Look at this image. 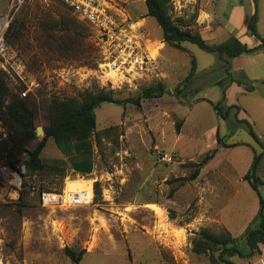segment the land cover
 <instances>
[{"label": "rangeland", "instance_id": "rangeland-1", "mask_svg": "<svg viewBox=\"0 0 264 264\" xmlns=\"http://www.w3.org/2000/svg\"><path fill=\"white\" fill-rule=\"evenodd\" d=\"M9 1L0 0V13ZM220 1L172 0L171 14L198 32L199 16L216 13ZM105 2L119 23L145 35L149 54L157 51L159 77L115 78L105 66L106 47L96 28L59 0H28L9 32V57L23 61L27 77L24 82L4 70L10 90L29 94L37 128L47 125L44 118L53 99H82L87 92L105 90L116 100L135 102L159 82L168 92L142 99L139 106L103 104L96 111L90 156L64 153L54 142L47 143L44 156L65 160L68 166L89 158L93 171L83 175L48 169L28 176L24 167L20 196L0 202V264H74L67 248L85 251L79 264H260L263 253L222 263L219 252L198 253L194 242L206 229L229 232L242 251L248 249L243 235L259 212L260 197L244 177L261 147L240 120L249 122L264 143V87L244 91L246 81L228 77L218 54L191 43L184 51L166 47L158 54L162 46L154 49L151 42L162 40L163 33L155 18L147 17L146 0ZM263 4L258 33H264ZM221 9L226 22L230 0H223ZM220 102L224 112L237 106L227 120L212 105ZM216 148L220 152L198 178L187 180L195 171L192 165ZM165 155L172 162L164 161ZM5 168L11 169L0 165V183ZM257 172L264 181V160ZM96 183L102 191L97 203L71 209L41 206L42 192L94 189ZM259 190L264 197V185Z\"/></svg>", "mask_w": 264, "mask_h": 264}, {"label": "trees", "instance_id": "trees-1", "mask_svg": "<svg viewBox=\"0 0 264 264\" xmlns=\"http://www.w3.org/2000/svg\"><path fill=\"white\" fill-rule=\"evenodd\" d=\"M146 6L147 17L155 18L162 29V39L167 47L184 51L186 49L185 44L191 43L206 52L218 54L222 67L230 78H233L232 60L244 55L264 52V38L257 32V13L248 18L247 29L250 35L256 37L261 44L256 48H249L235 36L218 44L205 40L200 31L193 30L183 19H173L171 14L172 0H146ZM14 29L15 26H12L8 30V45L9 32ZM195 64L194 62L192 73L196 71ZM25 92L26 90L21 89L11 91L6 80L5 71L0 68V128L3 130L0 133V165H7L11 170L17 172L20 171L19 167L24 165L28 176L46 172L48 169H71L86 175L93 171L91 159L84 158L68 166L65 160L43 155L47 143L54 142L64 153L76 152L86 157L90 156L92 154L91 138L97 128L96 111L103 104L125 106L127 103H135L139 106L142 99L162 98L167 94L168 89L163 82H159L153 87L145 89L135 102L116 100L112 92H106L105 90L87 92L82 99H53L44 118L47 125L43 128L44 136L41 140L37 137L38 128L36 127L34 103L28 93L24 95ZM221 104L220 102L212 105L217 115L227 120L231 109L237 106L229 107L224 112ZM240 122L249 127L251 135L261 147L259 153L255 152L253 164L244 177V180L249 182L252 189L259 194L260 209L243 235L248 247L247 251H242L239 248L237 245L238 239L229 232L213 234L206 229H202L198 233L199 241L194 242L195 251L201 254L207 253L209 250L217 251L222 263H228L229 258L237 256L252 258L262 254V248H264V197L259 193L264 181L258 176L257 172L264 160V143L249 122L245 120H240ZM220 143L224 147H228L225 143ZM219 152V148L213 149L199 163L193 164L195 171L187 180L194 181L197 179L202 168L213 160ZM24 187L26 188L27 185L25 184ZM94 190V202L97 203L102 194L101 184L96 183ZM65 253L74 264H79L85 251L77 253L67 248ZM215 261L218 262L219 260L215 259Z\"/></svg>", "mask_w": 264, "mask_h": 264}, {"label": "built area", "instance_id": "built-area-1", "mask_svg": "<svg viewBox=\"0 0 264 264\" xmlns=\"http://www.w3.org/2000/svg\"><path fill=\"white\" fill-rule=\"evenodd\" d=\"M28 0H10L4 13H0V68L15 73L22 81H26V67L18 57H9L7 33L12 22ZM69 7L83 21L91 24L100 33L105 44V66L115 78L123 79L127 75L159 77L161 67L158 57L149 54L145 49V35L134 32L130 26L119 23L112 15L105 0H59ZM159 54V53H158ZM27 92L24 93L26 95ZM166 162H172L168 155L163 156ZM4 170V169H3ZM7 171L0 183V202L17 199L21 191L20 171ZM18 179V180H17ZM94 189L45 191L40 195L43 208L71 209L91 205L94 202ZM264 264V260H260Z\"/></svg>", "mask_w": 264, "mask_h": 264}, {"label": "crops", "instance_id": "crops-1", "mask_svg": "<svg viewBox=\"0 0 264 264\" xmlns=\"http://www.w3.org/2000/svg\"><path fill=\"white\" fill-rule=\"evenodd\" d=\"M222 2L223 0H221L216 5L218 8L216 13L205 11L203 12L205 17L201 15L198 18V23L201 27L200 32L204 39L210 43H214L220 38L226 37V40H228L232 36H235L249 48L258 47L261 42L254 36L250 35L247 27L245 26V19L247 16L251 17L256 13L259 16V10L261 9L264 0H257L256 2L254 0H230L231 10L226 22L221 20V18H223V12H221ZM143 21H146V18H144ZM232 26L233 30L229 33L228 29ZM261 35L264 38V33H261ZM151 45L154 49H156V47L162 46V49L158 51L159 54L164 48L167 47L163 42V39L158 42H151ZM232 77L244 79L247 83L245 87L246 89H244V91H248L249 93H255L258 89V85L264 87V52L244 55L234 59L232 61ZM262 253L264 254V248H262Z\"/></svg>", "mask_w": 264, "mask_h": 264}, {"label": "water", "instance_id": "water-1", "mask_svg": "<svg viewBox=\"0 0 264 264\" xmlns=\"http://www.w3.org/2000/svg\"><path fill=\"white\" fill-rule=\"evenodd\" d=\"M41 133H44V130L42 127H38L37 129V136H39Z\"/></svg>", "mask_w": 264, "mask_h": 264}, {"label": "bare ground", "instance_id": "bare-ground-1", "mask_svg": "<svg viewBox=\"0 0 264 264\" xmlns=\"http://www.w3.org/2000/svg\"><path fill=\"white\" fill-rule=\"evenodd\" d=\"M152 51V56H157V51L155 50V51H153V50H151ZM18 180V179H17ZM91 186V185H90ZM89 187V186H88ZM90 189V188H89ZM76 190H78V189H76ZM72 191H75V190H72Z\"/></svg>", "mask_w": 264, "mask_h": 264}]
</instances>
